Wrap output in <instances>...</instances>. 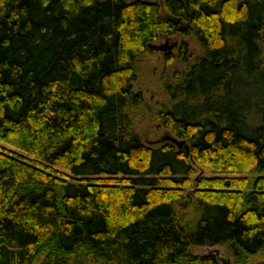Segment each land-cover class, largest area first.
Listing matches in <instances>:
<instances>
[{
  "label": "trees",
  "instance_id": "trees-1",
  "mask_svg": "<svg viewBox=\"0 0 264 264\" xmlns=\"http://www.w3.org/2000/svg\"><path fill=\"white\" fill-rule=\"evenodd\" d=\"M179 29L204 55L156 120L189 155L132 115L137 61ZM215 246L264 262V0H0V264H221L193 251Z\"/></svg>",
  "mask_w": 264,
  "mask_h": 264
},
{
  "label": "rangeland",
  "instance_id": "rangeland-1",
  "mask_svg": "<svg viewBox=\"0 0 264 264\" xmlns=\"http://www.w3.org/2000/svg\"><path fill=\"white\" fill-rule=\"evenodd\" d=\"M148 1L157 2L161 0ZM164 14H166L165 11ZM186 26L187 24H182L180 25V29ZM180 29L174 36H161L156 45L167 44L171 46L174 43H178L179 46L170 52L173 57H176L179 54L181 46L187 44L190 53L189 64H181L178 61L170 63L165 58L164 53L150 50L139 58L136 65L137 80L133 84V91L136 94H142L145 103L139 108L138 112L132 113L134 127L141 141L151 148H159L161 144H158V142L167 135H170L167 130L158 126L159 123L156 120V114L161 109V106L164 103H168V97L165 92L166 83L171 81L178 73L189 72L192 65L204 55V51L196 37L194 35H188L186 32H181ZM197 170L198 175L196 177L203 178L206 176L203 168L197 166ZM193 251L195 254L202 256L215 255L220 259L221 264H234V259L230 255H227V249L224 246L200 247L194 248ZM256 263V261L253 262V264Z\"/></svg>",
  "mask_w": 264,
  "mask_h": 264
},
{
  "label": "water",
  "instance_id": "water-1",
  "mask_svg": "<svg viewBox=\"0 0 264 264\" xmlns=\"http://www.w3.org/2000/svg\"><path fill=\"white\" fill-rule=\"evenodd\" d=\"M181 32H183V30H181ZM168 43V42H167ZM178 47V43H174L173 45L169 46V45H150L149 49L155 52H160V53H164V54H169L170 52H172L174 49H176ZM172 143L175 146L178 147V149H184L187 153V155L190 154V148L187 146L185 141H181L178 140L176 138H174L173 136L167 135L165 138H163L161 141L158 142V144H162V143Z\"/></svg>",
  "mask_w": 264,
  "mask_h": 264
},
{
  "label": "flooded vegetation",
  "instance_id": "flooded-vegetation-1",
  "mask_svg": "<svg viewBox=\"0 0 264 264\" xmlns=\"http://www.w3.org/2000/svg\"><path fill=\"white\" fill-rule=\"evenodd\" d=\"M169 38L167 39V42H168ZM179 46V45H178Z\"/></svg>",
  "mask_w": 264,
  "mask_h": 264
}]
</instances>
